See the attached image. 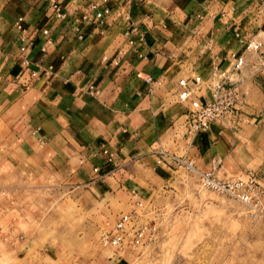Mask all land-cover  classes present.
Returning a JSON list of instances; mask_svg holds the SVG:
<instances>
[{"label": "crops", "instance_id": "obj_1", "mask_svg": "<svg viewBox=\"0 0 264 264\" xmlns=\"http://www.w3.org/2000/svg\"><path fill=\"white\" fill-rule=\"evenodd\" d=\"M58 1L65 20L51 16L43 0H0L6 169L80 185L85 194L117 201L121 214L147 206L173 178L174 166L158 163V151H172L198 171L219 159L224 171H254L264 182V0H108L104 25L84 23L78 32L75 15L89 12L94 0ZM18 19L28 45L23 55ZM252 36L261 43L257 52L245 49ZM242 54L243 67L232 73L244 96L236 127L216 123L186 141L189 104L170 96L178 81L206 80ZM147 76L160 86L145 84ZM193 99L209 94L202 88Z\"/></svg>", "mask_w": 264, "mask_h": 264}, {"label": "rangeland", "instance_id": "obj_2", "mask_svg": "<svg viewBox=\"0 0 264 264\" xmlns=\"http://www.w3.org/2000/svg\"><path fill=\"white\" fill-rule=\"evenodd\" d=\"M6 168L0 162V264H264V223L237 202L202 189L183 169L174 167L173 178L146 206L147 220L157 225L155 240L114 261L99 236L123 213L117 201ZM245 172L221 166L218 176Z\"/></svg>", "mask_w": 264, "mask_h": 264}, {"label": "built area", "instance_id": "obj_3", "mask_svg": "<svg viewBox=\"0 0 264 264\" xmlns=\"http://www.w3.org/2000/svg\"><path fill=\"white\" fill-rule=\"evenodd\" d=\"M50 15L56 19L65 20L68 12L61 6L58 0H43ZM108 0H94L89 5V12L75 15L76 31L78 26L87 23L93 29H99L104 25L106 19L110 17L111 10ZM124 12L117 11L116 15L120 17ZM22 19H18L15 27L19 31L20 54L23 55L28 49L25 31L21 26ZM135 31V30H134ZM42 33L47 35L48 31ZM129 33H127L128 35ZM82 39L83 35L77 37ZM261 48V43L254 37H250L246 44V51L257 52ZM118 60L114 61L117 65ZM245 63L244 54L240 56L232 55V62L224 70L215 69L210 77L202 80L200 77H193L190 81L180 79L177 89L173 95L178 103H188L185 114L186 135L185 140L189 141L193 136L206 133L211 125L220 124L225 128H234L237 125L240 106L243 103V92L232 77L233 72L240 71ZM22 64H26L23 60ZM53 67L49 66L44 71L46 80H50L53 75ZM145 84L153 88L160 86V81L150 76L145 77ZM205 89L209 94L207 101H198L193 99L194 93L199 89ZM92 95L97 91L91 87ZM108 162L112 161V155L104 152ZM159 162L173 165L177 169H183L189 174L197 177L199 186L211 193L226 197L241 205L246 214L253 220L264 223V182L254 171H246L243 175L234 178H221L218 176L220 160L212 162L209 170L198 171L192 161L176 154L165 151H158ZM95 172L98 170L95 169ZM1 194L6 196V191ZM148 208L142 204H136V208L128 213L119 215L113 226L101 232L99 236L100 245L116 253L117 258L123 255L137 253L140 249L153 242L157 235V225L153 221H148ZM153 222V223H152ZM128 256V257H129Z\"/></svg>", "mask_w": 264, "mask_h": 264}]
</instances>
